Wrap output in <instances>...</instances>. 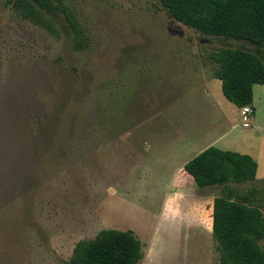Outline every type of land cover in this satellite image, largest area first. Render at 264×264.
<instances>
[{"label":"rangeland","instance_id":"374dc122","mask_svg":"<svg viewBox=\"0 0 264 264\" xmlns=\"http://www.w3.org/2000/svg\"><path fill=\"white\" fill-rule=\"evenodd\" d=\"M60 2L80 49L61 13L46 27L0 0V264H67L104 228L133 233L135 264H220V187L177 170L204 146L250 155L254 179L234 185L257 189L264 218V84L236 104L209 58L240 48L264 63V44L200 34L157 0Z\"/></svg>","mask_w":264,"mask_h":264},{"label":"trees","instance_id":"16d2710c","mask_svg":"<svg viewBox=\"0 0 264 264\" xmlns=\"http://www.w3.org/2000/svg\"><path fill=\"white\" fill-rule=\"evenodd\" d=\"M34 23L50 27L61 13L72 30L75 49L84 40L75 20L60 0H6ZM166 14L203 35L264 44V0H157ZM263 55L240 48H220L209 55L212 74L222 94L236 104L251 100V85L264 84ZM199 187L219 186L212 198L211 235L220 264H264L257 241L264 237V218L256 201L257 189L240 191L234 183L252 181L256 162L246 153L207 146L183 165ZM142 257L140 242L130 230L104 228L78 240L67 264H135Z\"/></svg>","mask_w":264,"mask_h":264},{"label":"crops","instance_id":"0c3cea01","mask_svg":"<svg viewBox=\"0 0 264 264\" xmlns=\"http://www.w3.org/2000/svg\"><path fill=\"white\" fill-rule=\"evenodd\" d=\"M209 146H212V145H209ZM206 147H207V146H206ZM206 147L204 146V148H206ZM204 148H202L201 150H203ZM201 150H200V151H201ZM200 151H199V152H200ZM196 154H197V153H196ZM196 154H195V155H196ZM192 157H193V156H192ZM192 157H191V158H192ZM191 158H190V159H191ZM188 160H189V159H188ZM188 160H187V161H188ZM187 161H185V162H187ZM185 162H183V163L179 166V168H178V170H177V174H179V176H176V177H178V178L180 177V178H181V177L185 176V178H188L189 180H192V179H191V176H190L189 174H187V173L183 170V165H184ZM256 168H257V164H256ZM255 172H256V170H255ZM183 178H184V177H183ZM192 182H193V181H192ZM193 183H194V182H193ZM211 204H212V200H211V202H209V211H210V212H211ZM210 217H211V216H210Z\"/></svg>","mask_w":264,"mask_h":264},{"label":"built area","instance_id":"2783aa9c","mask_svg":"<svg viewBox=\"0 0 264 264\" xmlns=\"http://www.w3.org/2000/svg\"><path fill=\"white\" fill-rule=\"evenodd\" d=\"M250 111H251V109L249 107L244 106L241 108L240 113L244 115L246 113H249ZM242 119H245V116H243ZM243 125H245V123Z\"/></svg>","mask_w":264,"mask_h":264}]
</instances>
